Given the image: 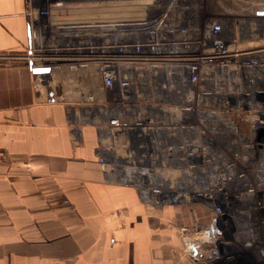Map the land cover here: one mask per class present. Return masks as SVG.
Wrapping results in <instances>:
<instances>
[{"label":"built area","instance_id":"built-area-1","mask_svg":"<svg viewBox=\"0 0 264 264\" xmlns=\"http://www.w3.org/2000/svg\"><path fill=\"white\" fill-rule=\"evenodd\" d=\"M63 3L28 0L29 15L51 19ZM149 5L160 14L151 20L143 12L140 27L108 31L106 22L88 38L50 44L40 35L26 57L11 62L48 70L92 67L100 86L88 97L82 120L100 131L99 161L112 179L135 187L145 203L161 205L175 191L169 175L175 174L178 151H184L182 162L227 163L225 148L211 151L215 141L208 132L229 141L226 146L242 163L252 160L233 148L261 150L255 163L264 164V10L218 12L203 0ZM178 131L190 134L175 140ZM226 166L224 175L211 179L229 180L235 166ZM204 190L213 192L207 181Z\"/></svg>","mask_w":264,"mask_h":264},{"label":"crops","instance_id":"crops-1","mask_svg":"<svg viewBox=\"0 0 264 264\" xmlns=\"http://www.w3.org/2000/svg\"><path fill=\"white\" fill-rule=\"evenodd\" d=\"M91 20L52 25L55 39L88 38ZM45 26L28 0H0V264H206L211 243L180 240L175 228L196 220L212 229L208 210L175 206V191L145 203L100 163V131L82 120L100 86L93 68L11 62Z\"/></svg>","mask_w":264,"mask_h":264},{"label":"rangeland","instance_id":"rangeland-1","mask_svg":"<svg viewBox=\"0 0 264 264\" xmlns=\"http://www.w3.org/2000/svg\"><path fill=\"white\" fill-rule=\"evenodd\" d=\"M58 1L68 2V4L63 3L53 9L55 17L52 18L54 21L52 24L50 20L48 21L49 17H40L46 24L43 40L48 44L52 43V39L56 36L53 26L59 27L60 23L64 24L68 21L81 23L92 19L91 22L95 25H102L106 22L130 20V24L133 25L131 28L134 29L141 26L143 12L146 11L151 15V20L156 19L160 14V10H155L151 5L146 4L154 0H78L79 4L69 3L75 0ZM158 1L160 4L165 2V0ZM203 3L206 7L218 12L224 10L233 12L240 9L250 12L264 10L262 0H211L209 3L208 0H203ZM63 7L68 9L61 10ZM84 7L89 8V12ZM208 11L207 8L206 12ZM43 18L46 20L44 21ZM28 53L24 56L26 57ZM241 132H248L246 126H243ZM175 134L177 135L175 140H180L183 136L188 138L190 133L178 131ZM217 135V133L208 132V137L215 141L212 143L211 151L218 152L225 148L227 163L225 165L205 164L203 158H196L201 162H182L178 159L184 151H178L175 154L174 182L175 206L185 207L188 211H193L192 214L198 208L208 210L212 221L216 220L214 227L217 231L213 233V228L209 229L195 220L175 228V237L183 241L186 239L192 243H199L205 231L209 230L208 233L211 232L216 236L215 243L204 244L207 252L214 253V249L217 251V256L212 258L211 254V259L206 260V264H264V170L262 172L261 169L264 164L255 163L259 156L260 158L263 156V153L258 149L251 152V149L247 148H233V151L242 152L244 156L252 160L248 164L242 163L234 158L230 147L226 146L229 141ZM209 158L213 157L207 156L205 160ZM227 164L235 166L232 174H227L229 180L217 182L215 178L211 179V176L216 173L224 175ZM193 166L196 168H192ZM206 181L209 189L213 190L212 193L204 190ZM198 190L203 191L204 196L197 193ZM206 194L213 197L209 199ZM218 207L222 209V212L217 210Z\"/></svg>","mask_w":264,"mask_h":264},{"label":"bare ground","instance_id":"bare-ground-1","mask_svg":"<svg viewBox=\"0 0 264 264\" xmlns=\"http://www.w3.org/2000/svg\"><path fill=\"white\" fill-rule=\"evenodd\" d=\"M145 4V3H144ZM147 5H149L150 3H146ZM130 21V20H129ZM128 20H125V21H118L117 23H110V24H105L104 25V28L105 30H111V29H125V28H128L130 25L133 26L132 24H130L131 22H129ZM103 27V26H102ZM261 169H262V172L264 170V166H261ZM231 171V169H229ZM252 194V193H251ZM209 231V230H208ZM208 231H205L203 236V240L207 243H215L214 240H215V237L211 232L208 233ZM217 231V228L216 227H213V233H215ZM198 251V249H197ZM217 256V251L215 250L214 253L212 254V258L216 257Z\"/></svg>","mask_w":264,"mask_h":264},{"label":"water","instance_id":"water-1","mask_svg":"<svg viewBox=\"0 0 264 264\" xmlns=\"http://www.w3.org/2000/svg\"><path fill=\"white\" fill-rule=\"evenodd\" d=\"M191 251L193 252V255H197V247L194 244L189 245Z\"/></svg>","mask_w":264,"mask_h":264}]
</instances>
